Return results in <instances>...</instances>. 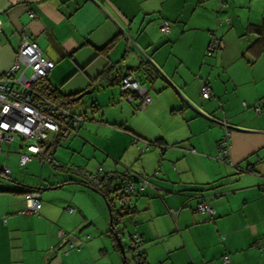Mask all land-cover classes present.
Instances as JSON below:
<instances>
[{"label": "crops", "instance_id": "1", "mask_svg": "<svg viewBox=\"0 0 264 264\" xmlns=\"http://www.w3.org/2000/svg\"><path fill=\"white\" fill-rule=\"evenodd\" d=\"M225 1L223 6L221 0H0V76L16 62L25 37L36 40L55 62L48 78L54 88L76 98L93 87L98 94L89 115L82 113L86 121L78 134H71L88 138L76 147H89L92 158L103 161L99 169L106 178L135 171L124 161H143V170L135 172L150 183L132 201L133 209L117 207L116 217L123 218L127 248L132 235L142 238L145 264H226V255L229 264H264L258 245L264 238V52L258 54L264 0ZM164 20L173 22L165 34ZM212 38L220 48L209 58ZM153 66L165 78L151 80L148 72L159 74ZM129 73L148 87L152 102L145 107L112 80ZM205 83L212 88L210 99L201 96ZM117 88L122 101L131 103L120 123L101 112L102 96L118 103ZM136 116L142 126L133 123ZM227 132L225 160L220 140ZM77 170L98 173L64 166L55 179L31 185L13 177L15 184L40 188L39 214L23 212L27 193L0 186L7 187L0 191V264L86 261L96 243L75 245L72 239L73 246L68 241L63 251L55 249L68 224L53 198L42 193L74 183L86 189ZM200 204L214 213L199 210ZM70 208L86 215L77 205ZM108 233L99 242L101 251L117 264L120 249Z\"/></svg>", "mask_w": 264, "mask_h": 264}, {"label": "built area", "instance_id": "2", "mask_svg": "<svg viewBox=\"0 0 264 264\" xmlns=\"http://www.w3.org/2000/svg\"><path fill=\"white\" fill-rule=\"evenodd\" d=\"M30 16L35 15L31 13ZM160 30L162 33L169 32V21H164ZM54 67L55 62L43 54L39 43L25 37L17 53L16 62L9 71L0 76V149L4 143L10 144L17 139L22 141V150L19 152L22 166L33 161L35 157H39L42 161H54L53 149L56 140L68 138L73 133L78 134V127L86 121L84 115L75 113L71 107L61 104L53 96L54 90L48 78ZM121 88L129 93L130 100H134L133 94L136 93L142 99L143 107L152 102V98L147 95V89L131 74L124 78ZM201 93L204 99L212 96V90L207 85L202 87ZM229 140L230 132L220 140L222 158L225 160L229 157ZM102 170L100 168L95 174L86 173V178L96 188L105 190L107 179H110L111 175L107 174L109 177L106 178L101 174ZM2 172L3 175L8 176L10 169L4 168ZM145 182L148 183V179ZM123 185L122 195L135 190V185L130 181H124ZM118 199L121 206L130 205V196L125 194ZM41 207L40 191L33 190L26 194L24 213H39ZM199 210L214 213L206 204H200ZM68 211L72 213L74 210L69 208ZM65 234L66 232H61L62 238ZM131 245L139 253L144 242L139 236L134 235ZM258 245L264 249V238L258 241ZM229 262L230 257L226 256L225 263L229 264Z\"/></svg>", "mask_w": 264, "mask_h": 264}, {"label": "rangeland", "instance_id": "3", "mask_svg": "<svg viewBox=\"0 0 264 264\" xmlns=\"http://www.w3.org/2000/svg\"><path fill=\"white\" fill-rule=\"evenodd\" d=\"M137 72H142V71L138 70ZM146 82L148 83L149 81L146 80ZM98 91L99 94H101V90ZM117 92H118L117 104L114 100L109 101L107 96H102L103 105L101 107V112L102 113L103 111L106 112L107 114L106 120H108L109 122L120 123L122 122L123 119H127L128 116L127 107L128 105H131V103H129L128 101L124 102V100L122 101L123 99L122 94L121 91L118 90V88H117ZM97 95L95 94V92H93L85 96L82 100H80L77 103L74 109L78 113L89 115V109L91 105L96 103L98 100ZM139 116H143V115H139ZM139 116L135 117L137 120L135 119L133 123L138 124V126H142L143 123L142 118ZM86 124L89 125L91 124V122L88 121ZM82 138L88 139L87 136L84 134ZM82 138H79V136L74 137L73 135L70 134V136L67 139L63 138L62 141L60 140L61 144L59 143V146L53 149V157L55 158L54 161L52 162L42 161L39 157H35V159L32 162L28 163L26 166H22L20 163L19 152H21L22 150L21 148L22 141L17 139L15 142H12L10 144L4 143L0 149V170L4 168H9L12 170L13 174L12 175L9 174L8 175L9 178H6L7 176L5 175H3L4 177L0 175V186L12 187L11 185L12 183H14L12 182L13 177L24 180L27 179L28 184L30 185L37 182L35 180H38L40 178L55 179L56 175L59 172L62 173V169L64 168V167H60V164L62 163L67 168L73 167V168L81 169L82 167H85L87 171L89 170L93 172L99 171V167L101 166L103 161H99L96 160L95 158H92L93 156L90 153L89 147H85L84 149H79L76 147V145L80 141L79 139ZM56 144L57 143H55L54 147L56 146ZM125 162L129 164L135 171L143 170V161H138L136 159H133L132 161H124L123 163ZM122 168L120 167L119 169ZM128 171H131L132 173H137L132 170H128ZM152 174L154 173H151V176ZM154 177L152 176V178ZM39 183L40 182L38 181V184ZM81 187L82 186L80 184L74 183V184H67L56 190H48V191L43 190L42 192L45 199L49 195L51 196V198H53L55 202L56 211L59 208H61V211L65 214V216L62 219V223L67 222L68 224V226L66 227H63V225L65 224L61 225V227L64 228L65 232L66 231L67 232L64 235V237L61 239V244L57 245L55 249L58 251V248L61 247L60 250L63 251L64 249L67 248V246H63V244L66 241H69L70 244L68 245L73 244V242L71 241L72 239L74 240L75 245H80V244L83 245L86 242H87L86 244L88 245L91 243H96V247L94 248L95 250L90 251L86 254L87 257L86 261L83 260V258H81L82 261L80 263L74 261L71 264H113L114 261L112 260L109 261L110 259L109 256L104 255V252L101 251V249L104 247H100L102 246L100 245V243L102 242L101 238H103V236H109L108 232L110 231L111 228V216H110L107 200L102 194L94 191L93 189L88 187H85L86 189H84ZM2 188H7V187H2ZM23 195L24 194H19V196H23ZM115 203L117 204V207H119L121 211H124V209H122L119 204V200H116ZM58 205L60 206L58 207ZM76 205L79 206V208H83L86 211V215H84L85 217L81 215L78 209H76ZM70 206L76 209L75 213H70L68 211ZM113 247L114 246H112V248ZM67 250H65L63 253L66 254ZM72 251H78V250L75 249ZM115 254H116L117 264H124L123 254L121 253V251H117ZM126 255H127V259L132 264H135L134 255L127 247H126Z\"/></svg>", "mask_w": 264, "mask_h": 264}, {"label": "trees", "instance_id": "4", "mask_svg": "<svg viewBox=\"0 0 264 264\" xmlns=\"http://www.w3.org/2000/svg\"><path fill=\"white\" fill-rule=\"evenodd\" d=\"M225 3H226L225 0H221V5L224 6ZM164 21H167V20H164ZM169 23H170V28H171L172 22L169 21ZM258 33L262 36L258 40V43H259L258 44V46H259L258 47V54H260V53L264 52V32L263 31H259ZM218 43H219V39L212 38V40L210 41L209 46H208V48L206 50V56L212 57L217 52V50L220 48V45H218ZM153 67H154L155 71H157V73H159V74L156 75V74H154V72L152 73V71L151 72H148L147 74H148V77L151 78V80L155 81L156 77H158V76L161 75V72L155 66H153ZM129 74H126V75H123V76L117 75L115 77H112V80L113 81H118V84L121 87L124 78L127 75H129ZM162 75H161V77L165 78ZM140 78L141 77H139V79L138 78H135V79H137L140 82V84L142 85L143 79L141 78V80H140ZM204 85H207V86H209L211 88V86H210L209 83H205ZM51 87L54 90L53 96L55 98H57L60 101L61 104L66 105V106H69V107L72 108V110L75 113H77L79 115H83L82 113H78L76 110L73 109V103L77 102L76 97H74L75 95L74 96H68V95L65 96V95L61 94V92H59L57 88H54L52 85H51ZM121 90H122V88H121ZM211 90H212V88H211ZM83 91H80L78 94H76V96H78ZM147 92H148V90H147ZM122 93L124 95H127L129 97V93L128 92L126 93V92L123 91ZM133 96H134V101H137L138 100L140 103H142V99L136 93H134ZM94 104L96 105V103H94ZM158 144H162V143H158ZM60 167H64V165L61 164ZM69 169H71V168H69ZM76 172H78L79 174H82L83 175L84 180L82 182L85 185H87V186H93V184H91L90 182H88V179L86 178L87 177V174L86 173H82L79 170H77ZM0 175L3 176L2 170H0ZM114 176H115L114 178L111 177L112 179L111 178L110 179L109 178L107 179L108 183H107V186H106V189L105 190L100 189V188H96L95 186L93 188H95L98 191V193L102 194L105 197V199L107 200V203L110 202L111 205L114 206V207H117V204L115 203V201L116 200H119L118 199L119 196H124L125 194L128 195V196H130L131 197V202H130V205L129 206H124V207L121 206V203H120V200H119V204H120L121 208L124 209L126 212H128V211H130V210L133 209V206L134 205L132 204V201L134 200L135 197H137L140 193H142V189H146L148 187V185L150 183V179L147 178L145 175L142 176V175H139L137 173H132L131 171H123L121 173H116V174H114ZM6 178H9V177L7 176ZM116 179H118L119 182L115 186V185H113V181L116 180ZM147 179H148V183L145 182V180H147ZM124 181H130L131 183H133L135 185V190L132 191L129 194H128V192H126L125 194L123 193L124 195H122L121 190L124 188V185H123L124 184ZM16 184L15 183H12V185H11L12 187H10L7 191L17 192V193H30L33 190H38V189H34V188H29V187H27L26 185H24L22 183L16 182ZM144 184L146 186H144ZM142 187H144V188H142ZM1 190L2 191H5L6 189L0 188V191ZM39 213H36V214H39ZM114 220H117V219L114 218ZM110 233H111L112 237L116 240V238L114 237V229L112 227L110 228ZM133 237H134V235L131 236V241H130V244H129V248H130L131 252L133 253V255L135 257V261L137 262V264H145L146 263V250L143 247L141 249V251L139 252L140 254L137 253L136 250H134L133 247H132V245H131ZM116 245L118 246V243ZM226 256H228V255H226ZM225 257H224V262H225ZM160 264H169V263H160Z\"/></svg>", "mask_w": 264, "mask_h": 264}, {"label": "water", "instance_id": "5", "mask_svg": "<svg viewBox=\"0 0 264 264\" xmlns=\"http://www.w3.org/2000/svg\"><path fill=\"white\" fill-rule=\"evenodd\" d=\"M141 80V78H140ZM147 88V87H146ZM148 89V88H147ZM94 92V87L91 89H87L83 92H81L78 97L76 98L77 102H79L80 100H82L85 96L91 94ZM89 187V186H88ZM91 189H93L94 191L98 192L96 189L89 187ZM40 189V188H39ZM38 189V190H39ZM42 189V188H41ZM40 191V190H39ZM115 200V199H114ZM108 206H109V211H110V216H111V227L114 229V237L116 238V241L118 243V247L121 251V253L123 254V263L124 264H132L128 259H127V255H126V246L123 243V235H122V228H121V223L123 222V218L120 216L119 219L116 217V215H119V210L117 207H114L111 205L110 202H108ZM114 210H116L117 214H114ZM117 219V220H114ZM130 249V248H129ZM135 260V257H134ZM135 264H137V262L135 261Z\"/></svg>", "mask_w": 264, "mask_h": 264}, {"label": "clouds", "instance_id": "6", "mask_svg": "<svg viewBox=\"0 0 264 264\" xmlns=\"http://www.w3.org/2000/svg\"><path fill=\"white\" fill-rule=\"evenodd\" d=\"M3 170V169H2Z\"/></svg>", "mask_w": 264, "mask_h": 264}]
</instances>
